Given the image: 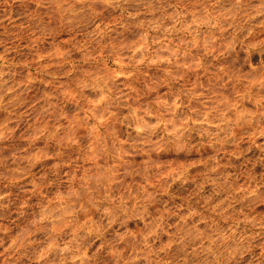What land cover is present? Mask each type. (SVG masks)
Wrapping results in <instances>:
<instances>
[{"label": "rangeland", "instance_id": "374dc122", "mask_svg": "<svg viewBox=\"0 0 264 264\" xmlns=\"http://www.w3.org/2000/svg\"><path fill=\"white\" fill-rule=\"evenodd\" d=\"M0 264H264V0H0Z\"/></svg>", "mask_w": 264, "mask_h": 264}]
</instances>
